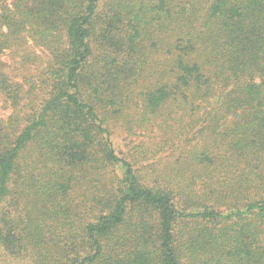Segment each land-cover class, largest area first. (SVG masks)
Returning a JSON list of instances; mask_svg holds the SVG:
<instances>
[{"label": "trees", "instance_id": "1", "mask_svg": "<svg viewBox=\"0 0 264 264\" xmlns=\"http://www.w3.org/2000/svg\"><path fill=\"white\" fill-rule=\"evenodd\" d=\"M31 45L28 89L0 61V264H264V0H0V58Z\"/></svg>", "mask_w": 264, "mask_h": 264}, {"label": "rangeland", "instance_id": "2", "mask_svg": "<svg viewBox=\"0 0 264 264\" xmlns=\"http://www.w3.org/2000/svg\"><path fill=\"white\" fill-rule=\"evenodd\" d=\"M31 49L39 56L37 62L29 61L25 63L20 57L13 55H3L0 58L1 66L4 71L10 74L15 81L24 83L25 89H28V86H30V84H26L27 79H34V81L38 80V76H36L38 69L43 67L46 62V55L42 50L32 45ZM41 94L42 93H36L34 96L37 102L42 100ZM130 117H121L118 119L114 117L111 122V136L117 152L130 162L136 163L140 168L145 167V171L147 172H149V168H147L149 165L163 167L168 163L175 162L170 156V151H168V149H166L165 152L155 155L156 145L158 146V142L162 139L160 133H142L138 131L139 134H131ZM1 253L2 250L0 249V254Z\"/></svg>", "mask_w": 264, "mask_h": 264}]
</instances>
